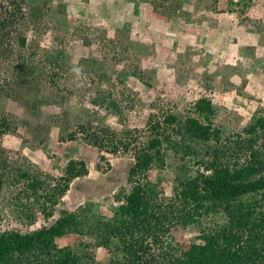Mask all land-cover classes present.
<instances>
[{
	"label": "rangeland",
	"instance_id": "obj_1",
	"mask_svg": "<svg viewBox=\"0 0 264 264\" xmlns=\"http://www.w3.org/2000/svg\"><path fill=\"white\" fill-rule=\"evenodd\" d=\"M224 2L13 0L24 15L8 26L10 34L0 42V113L11 121L0 147L11 165L42 177H60L72 159L85 160L89 172L71 182L49 219L41 214L40 202L26 198L23 182L5 186L0 194V231L48 226L61 210H76L90 201L111 224L113 209L121 203L118 193L131 188L127 171L133 145L146 139L149 122L169 110L194 116V103L202 96L211 99L216 109L212 128L221 131L210 138L216 149L213 158L233 166L225 137L242 132L255 116L264 115V0H245L236 14ZM187 9L189 14H184ZM5 10L2 7L0 19ZM141 12L145 18H139ZM253 24L258 36L246 37ZM188 34L204 38L189 45ZM252 38L261 45L258 52ZM253 55L259 61L252 60ZM250 66H257L259 74L248 78ZM196 120L207 125L201 117ZM103 125L119 131L125 141H131V132L138 142L124 149L106 140L108 148L99 149L93 137L100 135ZM164 151V166H154L144 182L158 191V201L165 206L175 197L178 179L192 175L195 165L192 156L183 159L181 153ZM22 202L30 208L26 213H37L32 221L21 212ZM169 215L173 251L198 241L195 224L184 225L176 214ZM57 243L75 249L86 244L102 263L111 256L94 239L77 233L60 237Z\"/></svg>",
	"mask_w": 264,
	"mask_h": 264
},
{
	"label": "trees",
	"instance_id": "obj_2",
	"mask_svg": "<svg viewBox=\"0 0 264 264\" xmlns=\"http://www.w3.org/2000/svg\"><path fill=\"white\" fill-rule=\"evenodd\" d=\"M6 1L0 2V11L6 9L0 19V42L10 34L8 26L24 15L13 0L5 5ZM193 111L194 116H186L169 110L149 122L146 139L133 145L127 171L131 188L118 193L121 203L113 209L111 224L90 201L76 210H61L48 226L26 232L0 231V264H264V115L255 116L242 132L225 137L234 158L230 166L213 158L216 149L210 138L221 131L212 128L216 109L211 99L198 98ZM198 117L207 125H198ZM80 128L87 133V126L81 124ZM10 131L11 121L0 113V146L1 138ZM100 132L93 137L99 149L108 148L106 140L124 149L138 142L131 132L127 136L131 141L123 140L119 131L107 125ZM69 137L73 139L75 132ZM168 149L181 153L183 159L192 156L195 169L192 175L178 179L175 197L164 206L158 201V191L144 179L154 166H164V150ZM3 151L0 147V194L5 186L17 187L23 182L26 198L41 203L40 212L46 219L54 216L71 182L89 172L85 160L72 159L60 177H42L11 165ZM21 204V212L32 221L37 213H26L29 207ZM171 212L182 224L193 223L199 230L198 241L187 249L173 251L168 237ZM70 233L94 239L111 253L109 261L96 260L86 244L82 249L60 246L57 239Z\"/></svg>",
	"mask_w": 264,
	"mask_h": 264
},
{
	"label": "crops",
	"instance_id": "obj_3",
	"mask_svg": "<svg viewBox=\"0 0 264 264\" xmlns=\"http://www.w3.org/2000/svg\"><path fill=\"white\" fill-rule=\"evenodd\" d=\"M221 2H222V1H221ZM224 3L227 4V8H226V9H227L228 11H230V10H231V11H235V14H236V13L239 12L238 7L242 6L243 3H245V0H242V1H241V0H232V2H230V0H225ZM187 10H188V9H187ZM187 10H186V11H187ZM143 12H144V11H143ZM143 12H141V14L139 15V18H141V19H142V17L145 18V15H142ZM187 12H189V10H188ZM194 12H195V10H194ZM194 12H192V15H193V16L196 15V14H194ZM196 12H200V13H202V12H206V11H205V10H203V11H201V10H198V11H197V10H196ZM239 13H240V12H239ZM188 14H189V13H188ZM235 14L233 15V17H236ZM200 16H201V15H200ZM248 16H249V15H248ZM249 17H250V16H249ZM173 18H174V17H173ZM251 18H253V17H251ZM195 21H197V19H196ZM245 21H246V20H245ZM250 21H251V19L248 18V19H247V23H250ZM202 22H204L203 15H202ZM220 23L222 24L220 27H221V28H222V27L224 28V24H225V22H223L222 20H220ZM255 23H256V22H255V20H254V24H255ZM193 24H194V23H193ZM254 24H253V27H254V28H252V29H251V27L249 26L251 32H250V34H247L246 37H250V38H251V36H258V35H257V32H256L257 30H255V29H256V26H254ZM203 25H204V27H206L205 24H203ZM251 25H252V24H251ZM244 28H245L246 30L249 29V28H248V25H245ZM226 33H227V32L224 31L223 36H224ZM248 33H249V32H248ZM188 35H189V38H188V44H189V45L196 44V42L199 40V38L202 37V36H200V35H196V36H195V34H194V35H193V34H192V35L188 34ZM225 37H226V36H225ZM225 37H224V41L226 42L227 39H226ZM202 38H204V37H202ZM200 39H201V38H200ZM254 40L257 41V38H252L250 42H252V41H254ZM247 41H248V40H247ZM225 42L223 43L224 46H226V43H225ZM250 42H249V43H250ZM206 43L209 44L210 42L207 41ZM206 43H205V41H204L203 44H206ZM221 43H222V42H221ZM250 44H253V43H250ZM257 44H258V41H257ZM258 45H259V46H257V48H256V49H257V52H258V49L261 48V45H260V44H258ZM251 46H253V45H251ZM242 49H243V47H242ZM246 53H247V52H246ZM251 55H252V54H251ZM259 58H260V57H256V56L254 57V55H253V57H251L252 60L254 59V60H257V61H259V60H258ZM236 63H238V61H236ZM230 64H231V63H230ZM252 66H253V65H252ZM250 67H251V66H250ZM250 67H249V68H250ZM252 68H253V67H251V69H252ZM245 69H246V67H245ZM255 69H256V70H255ZM257 69H258V67L256 66V67H254L252 70H250V71H251V72L249 73L250 75H247L248 78H250V76H252L255 72H256L255 74L258 75L259 72L257 73ZM237 75H238V74H237ZM232 80H233V82L235 83L234 79H232Z\"/></svg>",
	"mask_w": 264,
	"mask_h": 264
},
{
	"label": "clouds",
	"instance_id": "obj_4",
	"mask_svg": "<svg viewBox=\"0 0 264 264\" xmlns=\"http://www.w3.org/2000/svg\"><path fill=\"white\" fill-rule=\"evenodd\" d=\"M77 71H79V70H77Z\"/></svg>",
	"mask_w": 264,
	"mask_h": 264
}]
</instances>
